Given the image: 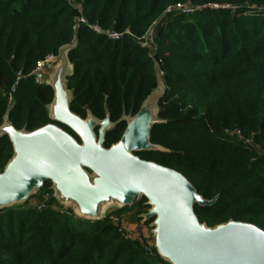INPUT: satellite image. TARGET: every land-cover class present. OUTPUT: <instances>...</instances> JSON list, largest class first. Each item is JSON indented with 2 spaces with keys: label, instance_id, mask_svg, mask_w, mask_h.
I'll list each match as a JSON object with an SVG mask.
<instances>
[{
  "label": "trees",
  "instance_id": "1",
  "mask_svg": "<svg viewBox=\"0 0 264 264\" xmlns=\"http://www.w3.org/2000/svg\"><path fill=\"white\" fill-rule=\"evenodd\" d=\"M74 1L80 8L71 0H0V127L6 119L25 131L55 123L80 140L50 116L54 88L33 73L76 40L70 109L108 118L104 146L111 147L157 85V63L141 45L152 33L166 86L150 133L158 148L135 154L183 173L204 199L218 197L195 203L200 222L264 229V0ZM180 2L228 7L166 12ZM80 11L103 32L83 23L75 30ZM109 30L124 35L112 39ZM13 155L9 136L0 135L1 172ZM52 185L46 180L24 203L0 209V264H172L113 219L137 207L132 218L143 220L151 207L145 196L89 219L59 203ZM41 193L40 204L29 206Z\"/></svg>",
  "mask_w": 264,
  "mask_h": 264
},
{
  "label": "water",
  "instance_id": "2",
  "mask_svg": "<svg viewBox=\"0 0 264 264\" xmlns=\"http://www.w3.org/2000/svg\"><path fill=\"white\" fill-rule=\"evenodd\" d=\"M76 43L61 48L60 62L51 65L56 68L54 78L46 83L55 91L50 116L69 126L81 142L55 123L25 131L6 119L0 135L9 136L14 155L0 171V209L24 203L46 180L52 181L59 203L89 219L105 218L110 208L132 205L135 199L145 196L151 207L143 214V222L154 218L150 226L155 247L170 263L264 264V229L234 220L214 227L200 222L195 203L211 205L218 197L204 199L183 173L135 154L158 148L151 143L150 133L152 125L160 121L159 100L166 87L159 66L156 87L139 112L129 117L121 139L107 148L104 141L106 130L112 126L110 120H97L92 115L82 118L70 109L72 90L67 85L74 65L69 51ZM61 97L66 107L62 115L57 109ZM142 114L146 130L135 127Z\"/></svg>",
  "mask_w": 264,
  "mask_h": 264
},
{
  "label": "built area",
  "instance_id": "3",
  "mask_svg": "<svg viewBox=\"0 0 264 264\" xmlns=\"http://www.w3.org/2000/svg\"><path fill=\"white\" fill-rule=\"evenodd\" d=\"M71 3L75 6V7H79L80 8V4H78L76 1L74 0H71ZM206 7H210V8H220V7H228V5H223V4H217V3H211V4H205V5H193L191 3H177L175 5H172V6H169L166 10V12H171L173 10H179V11H182L183 13H192L196 10H199V9H203V8H206ZM88 24L92 29H94L96 32H103L101 26L97 25V24H90L87 20V18L83 15V13L80 11V14L79 16L77 17V20H76V23L74 25V29L77 30L78 27L81 25V24ZM126 33H130L129 31H127ZM107 34L110 38L112 39H120L123 37L124 33L123 32H118V31H115V30H109L107 31ZM148 36V35H147ZM141 45L143 47H146V48H149L151 49L154 44H152V41H149L147 40V37L146 39H144L142 42H141ZM58 57V55H54V54H49L47 55L46 57H44L43 59L39 60L38 63H37V66L36 68L33 70V73L36 75V79L37 81H40V76H41V73L42 71L44 70V68L50 64L51 62H53V60ZM162 62L161 59H159L158 61H156L157 65L159 66V69H160V63ZM160 74L161 76L163 77V74L164 72L160 69ZM234 133H236L241 139H244L242 133L240 130H235ZM113 219L116 221V220H119L117 217H113Z\"/></svg>",
  "mask_w": 264,
  "mask_h": 264
},
{
  "label": "rangeland",
  "instance_id": "4",
  "mask_svg": "<svg viewBox=\"0 0 264 264\" xmlns=\"http://www.w3.org/2000/svg\"><path fill=\"white\" fill-rule=\"evenodd\" d=\"M147 40L152 41V44H154L152 33H150L147 36ZM149 53L155 61H158L160 59V58L158 59L156 56L155 44L151 49H149ZM43 80L44 79H42V77L40 76V82H43ZM42 199H44L43 193L31 198L28 202V205L36 206L40 204ZM136 210H137V207L133 208L132 210L122 211L118 214V219L122 223L123 228L125 229V231H127V234L129 236L137 235V236L143 237L145 239V245L148 248H151L155 243V236L153 235L152 228L150 225H148V223H144L143 220H135L132 218Z\"/></svg>",
  "mask_w": 264,
  "mask_h": 264
},
{
  "label": "crops",
  "instance_id": "5",
  "mask_svg": "<svg viewBox=\"0 0 264 264\" xmlns=\"http://www.w3.org/2000/svg\"><path fill=\"white\" fill-rule=\"evenodd\" d=\"M61 60V55L59 54L58 57H56L53 62H51L50 64H48L44 70L41 73V77L43 80V82H46L48 79H52L54 78L55 72H56V68L55 67H51V65H57ZM69 78V77H68ZM68 87V85H67ZM69 88V87H68ZM70 89V88H69ZM74 136V135H73ZM75 137V136H74ZM76 138V137H75ZM77 139V138H76ZM78 140V139H77ZM79 142H81V139L78 140ZM87 171L91 172L90 169L86 168ZM66 207V206H65ZM117 208H110L108 210V214H110L112 211L116 210ZM155 244V243H154Z\"/></svg>",
  "mask_w": 264,
  "mask_h": 264
},
{
  "label": "bare ground",
  "instance_id": "6",
  "mask_svg": "<svg viewBox=\"0 0 264 264\" xmlns=\"http://www.w3.org/2000/svg\"><path fill=\"white\" fill-rule=\"evenodd\" d=\"M58 113L60 114V115H62L61 114V111L62 110H64V111H66V107H65V104H64V100H63V98L61 97V100H60V102H59V105H58ZM65 116V115H64ZM146 117H145V115L144 114H142L141 116H140V118H139V120H138V123H137V125L135 126V127H138L139 128V130H146V128H145V123H146ZM141 120V123H140V125H139V121ZM139 125V126H138Z\"/></svg>",
  "mask_w": 264,
  "mask_h": 264
}]
</instances>
